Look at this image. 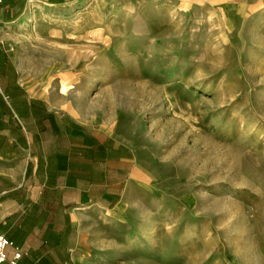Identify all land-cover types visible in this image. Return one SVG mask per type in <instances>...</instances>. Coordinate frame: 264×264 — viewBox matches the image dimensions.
Masks as SVG:
<instances>
[{
	"label": "rangeland",
	"instance_id": "rangeland-1",
	"mask_svg": "<svg viewBox=\"0 0 264 264\" xmlns=\"http://www.w3.org/2000/svg\"><path fill=\"white\" fill-rule=\"evenodd\" d=\"M216 2L28 3L30 88L136 155L108 264H264V1Z\"/></svg>",
	"mask_w": 264,
	"mask_h": 264
},
{
	"label": "crops",
	"instance_id": "crops-1",
	"mask_svg": "<svg viewBox=\"0 0 264 264\" xmlns=\"http://www.w3.org/2000/svg\"><path fill=\"white\" fill-rule=\"evenodd\" d=\"M32 1L70 7L86 0L0 4V234L9 242L5 255L9 261L19 253V264H108L111 259L99 249L110 247L109 235L123 226L131 193L140 189L136 155L124 140L53 106L23 78V20Z\"/></svg>",
	"mask_w": 264,
	"mask_h": 264
},
{
	"label": "built area",
	"instance_id": "built-area-1",
	"mask_svg": "<svg viewBox=\"0 0 264 264\" xmlns=\"http://www.w3.org/2000/svg\"><path fill=\"white\" fill-rule=\"evenodd\" d=\"M3 0H0V4ZM9 245L8 240L0 234V264L8 262L9 264H19L20 254L16 253L12 260H7L5 255V249Z\"/></svg>",
	"mask_w": 264,
	"mask_h": 264
},
{
	"label": "bare ground",
	"instance_id": "bare-ground-1",
	"mask_svg": "<svg viewBox=\"0 0 264 264\" xmlns=\"http://www.w3.org/2000/svg\"><path fill=\"white\" fill-rule=\"evenodd\" d=\"M31 4V3H30ZM30 6H32V4L30 5ZM68 54H73V56L71 57L72 58V60H73V63H76L77 61H76V52H72V53H70V52H68ZM84 58V52H80V53H78V58L77 59H79V60H81V59H83Z\"/></svg>",
	"mask_w": 264,
	"mask_h": 264
}]
</instances>
